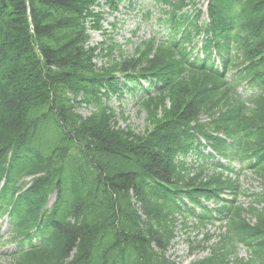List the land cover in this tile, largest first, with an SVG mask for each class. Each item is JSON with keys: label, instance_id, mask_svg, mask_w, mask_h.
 <instances>
[{"label": "trees", "instance_id": "1", "mask_svg": "<svg viewBox=\"0 0 264 264\" xmlns=\"http://www.w3.org/2000/svg\"><path fill=\"white\" fill-rule=\"evenodd\" d=\"M101 1L0 0V217L11 224L6 243L16 245L6 260L176 264L168 257L176 215L207 228L206 198L222 205L216 212L227 223L210 256L192 264H264V194L236 206L237 180L223 171L207 179L204 164L238 162L264 188V0H158L177 36L149 40L107 68L90 36L102 27ZM119 74L155 88L141 98L143 134L122 129L109 105L124 94ZM245 82L256 90L248 99L238 93ZM189 155L202 166L197 174ZM241 244L250 259L239 257Z\"/></svg>", "mask_w": 264, "mask_h": 264}, {"label": "rangeland", "instance_id": "2", "mask_svg": "<svg viewBox=\"0 0 264 264\" xmlns=\"http://www.w3.org/2000/svg\"><path fill=\"white\" fill-rule=\"evenodd\" d=\"M207 4L205 3L203 6V11L205 12ZM114 6L118 8V11L112 9ZM114 6L111 7L109 3L106 4L105 0H102L101 7L97 10L101 12L103 19L101 30H91L92 46L100 47L98 53L102 54V51H104L98 58L99 66L107 68L122 62L123 59H131L134 56H138V50L144 47L143 43L148 42L150 39L163 42V40L170 38L171 32L167 24L160 21L161 18H164L163 9L165 7L158 0H117ZM194 12V10L190 11L192 16ZM207 18V16H204L202 20L206 21ZM109 52H112V54L110 55ZM120 76H122L120 79L129 83L123 75ZM142 85L147 90L150 89L148 81H143ZM126 90L123 97L112 96L109 105L115 110L119 126L122 129L129 126L136 134H143L148 127L147 113L140 105L141 100L130 92L129 87ZM79 113L83 117L91 114L90 111L84 108L80 109ZM122 115H124V119ZM207 119V117H203L202 121L206 122ZM208 151L209 149L205 150V152ZM220 162L222 164L225 163V161ZM233 166L236 168L239 185L245 195L264 194V188L260 180L251 172L243 171L239 163H234ZM201 167L199 164V168H195L194 173L197 174ZM207 173V179L211 178L213 172L207 171ZM26 181L29 180L26 179ZM245 195L243 194L239 197V205L248 209L254 202L253 198ZM226 197L230 198V196ZM54 202L55 196H52L48 203L49 207ZM208 204L210 207L215 206L214 203ZM260 207H264V204ZM178 220L176 239L168 252V257L175 261L176 264H191L209 256L211 247L220 241V235L224 233L221 230V225L225 226L224 223L216 222L215 225L204 228L196 225V221L191 218H178ZM9 229V219L0 218V232L1 236L4 237V241L9 239ZM207 235L212 237L208 243L205 242ZM12 247L14 246H0V264H11L5 259L3 253L12 250ZM238 253L240 258L250 259L251 254L243 246L239 247Z\"/></svg>", "mask_w": 264, "mask_h": 264}]
</instances>
